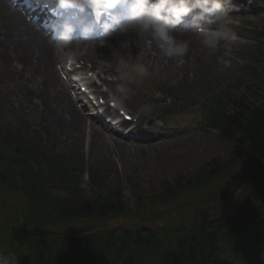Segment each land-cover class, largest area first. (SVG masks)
<instances>
[{
  "label": "trees",
  "instance_id": "16d2710c",
  "mask_svg": "<svg viewBox=\"0 0 264 264\" xmlns=\"http://www.w3.org/2000/svg\"><path fill=\"white\" fill-rule=\"evenodd\" d=\"M250 76L251 84L232 85L231 90L228 88L222 96L214 97L208 107L206 126L217 129L215 143L219 152L194 172L176 173L161 180L147 195V201L156 207L177 201L184 206L199 202L208 204V209L213 212L214 202H221L220 213L218 209L216 211V216L221 218L212 227L206 224L193 229L195 232L191 234L195 238L199 237L198 233L203 238L215 232L228 235L229 239L222 244L227 243L229 247L238 242L233 240L235 235L238 236L237 228H243L264 211V72H254ZM57 161L55 167L62 171L55 184L67 190L64 199L53 198L39 182L29 180L30 168L25 161H19L22 167L20 181H14L11 175L0 177V247L17 257L20 264H59L58 260L60 264H67V259L58 258L56 250L60 243L74 241L76 234L66 230L56 241H50L31 227L40 223L41 218L55 217L61 221L85 217L109 219L127 213L120 191L110 190L96 198L80 195L76 177L67 174L68 165L62 159ZM91 180L96 185L98 178L91 177ZM14 197L17 199L13 200ZM145 200L142 194L137 197L138 203L143 204ZM108 234L101 231L82 241L76 240L79 242L77 249L94 248L98 253L119 245L126 251L127 242L123 238L108 237ZM163 239L170 240L167 236ZM242 247L249 250L255 248V243L251 241ZM207 248L192 258L190 264H209L214 255L227 253H221L220 249L208 251ZM123 259L124 255L112 252L102 262L123 264ZM132 262L148 264L145 252L138 251Z\"/></svg>",
  "mask_w": 264,
  "mask_h": 264
},
{
  "label": "bare ground",
  "instance_id": "6f19581e",
  "mask_svg": "<svg viewBox=\"0 0 264 264\" xmlns=\"http://www.w3.org/2000/svg\"><path fill=\"white\" fill-rule=\"evenodd\" d=\"M2 2H0V5ZM238 7V6H236ZM252 8V7H250ZM20 12V11H19ZM18 11L13 13L3 11L0 6V35L2 42H6L9 54L5 64L10 68V81L22 82L21 89L14 94L13 100L18 104V109L10 105V110L27 121V126H36L43 146L47 148L82 147L88 149L96 145L102 146L109 138L116 147L124 152L126 147L117 143V136L108 128L101 127L97 122H88L83 114L76 108L75 103L66 92V82L59 79L54 63L58 61L61 54L55 50L53 44H48L43 38L42 28L35 29L32 25L25 23ZM223 24H218L219 26ZM177 44L186 43L188 50L183 56H168L164 48H159L151 32L142 31L136 24L126 29L118 27L112 32L111 42L108 46L94 49L81 50L76 47H62L63 53L72 52V60L81 63L82 66L90 64L91 68L98 71L102 76H127L125 65L117 62L125 58L131 59L139 67H148L157 71H168L174 76L180 75L184 70L198 65L200 59L207 63L216 61L228 46V40L218 38L215 47H208L203 43V37L193 32L183 31L170 32ZM128 44L133 50L127 55L125 45ZM99 50H102L101 52ZM82 52V53H79ZM78 53V54H76ZM76 54V55H75ZM76 57L79 61L74 59ZM220 69L223 68L219 64ZM93 74H95L93 72ZM97 77V76H96ZM98 78V77H97ZM122 93L136 101L139 93L134 91L131 85L125 87L119 81ZM126 88V90L124 89ZM139 92V91H138ZM128 97V98H129ZM143 98V97H142ZM149 102H153V98ZM117 100V99H116ZM124 102V101H123ZM148 111L147 116L156 119L160 111L166 110L170 105H163ZM142 119V118H141ZM162 120V118H160ZM121 124H124L123 122ZM88 125V130L85 126ZM141 131V136L147 134L150 142H166L174 136L176 130L168 123L143 127L140 124L134 126ZM131 137H126L130 140ZM129 142V141H128Z\"/></svg>",
  "mask_w": 264,
  "mask_h": 264
},
{
  "label": "rangeland",
  "instance_id": "374dc122",
  "mask_svg": "<svg viewBox=\"0 0 264 264\" xmlns=\"http://www.w3.org/2000/svg\"><path fill=\"white\" fill-rule=\"evenodd\" d=\"M261 15V14H260ZM264 14L246 22H235L236 32L241 35L237 37L236 43H233L231 48L223 51V54L216 61L204 63L201 59L198 65L184 70L178 76H174L168 71L152 70L148 67L141 69H132L129 74L130 80L128 85L134 88V91L139 93V99L133 101L129 96H122L120 99L124 101L126 110L134 114L137 118H142L148 114V111L163 105H170L166 110L170 113L160 111L157 115V120L160 118L166 122H175L184 125L186 121H192L190 131H183L177 136L169 139L166 143L146 144V143H130L131 148H126L125 152L116 147L110 141L106 147L96 146L87 153L83 147H59V148H44L36 131L30 132L27 128L19 127L18 120L7 119L2 115L5 111V106L11 95L10 85H8L7 66H4L6 59V51L0 45V73L4 76L3 93L5 98L0 114V129L3 132L17 134L31 145H35L40 151H44L47 155L62 154L64 156L77 155L81 157L87 167H93L92 171L102 169L100 173L101 185L96 191L102 192L111 184L123 187L126 198L130 197L128 188L133 185H144L151 189L157 182L182 171H196L202 163L204 164L209 158L217 153L216 143L210 137H204L199 130L200 104L204 102V95L214 92L219 93L224 89L225 84L235 77L236 71L239 69L243 61H248V53L251 51L255 41L247 38L245 29L253 27L256 30L264 29ZM103 47V46H101ZM133 49H126L128 55ZM237 54V56L235 55ZM122 63V61H121ZM219 64L223 65L220 69ZM218 79H221L219 81ZM132 83L135 85L133 86ZM142 88L138 89L137 86ZM18 88L15 87L14 91ZM126 90V88L124 87ZM139 91V92H138ZM127 92V90H126ZM128 95V92H127ZM129 97V98H128ZM143 97V98H142ZM158 99L152 104H147L150 99ZM150 103V102H148ZM1 106V104H0ZM163 114H162V113ZM144 114V115H143ZM152 118V117H151ZM152 121L148 118L150 125ZM145 123V124H146ZM212 134V132H210ZM105 141V139H102ZM125 147L128 145L125 144ZM177 171V172H176ZM80 192L84 195L93 196L95 193L88 188V183L85 177L79 180ZM132 204V203H131ZM0 264H12L9 260L0 256Z\"/></svg>",
  "mask_w": 264,
  "mask_h": 264
},
{
  "label": "clouds",
  "instance_id": "9594fccd",
  "mask_svg": "<svg viewBox=\"0 0 264 264\" xmlns=\"http://www.w3.org/2000/svg\"><path fill=\"white\" fill-rule=\"evenodd\" d=\"M226 2L229 3L230 0H131V3L128 0H58V8H76L81 11L87 8L103 13L120 8L129 21L142 31L151 32L161 42L166 55L183 56L188 50L187 44H177L170 32L195 9H200V13L193 17L194 20L203 19L205 14H215L217 21H230L229 9L224 7ZM112 19L116 21L117 17L113 16ZM104 27L107 28V25ZM194 30L204 38L206 46L215 47L220 35L218 32L199 25ZM84 31L87 34L88 30ZM72 32L73 28L66 25L60 37L61 42L67 44Z\"/></svg>",
  "mask_w": 264,
  "mask_h": 264
}]
</instances>
